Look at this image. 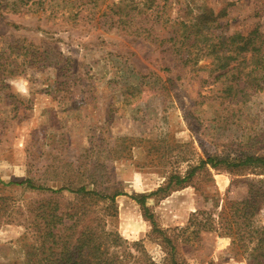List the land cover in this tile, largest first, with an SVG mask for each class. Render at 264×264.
<instances>
[{
	"label": "rangeland",
	"instance_id": "obj_1",
	"mask_svg": "<svg viewBox=\"0 0 264 264\" xmlns=\"http://www.w3.org/2000/svg\"><path fill=\"white\" fill-rule=\"evenodd\" d=\"M256 22L264 25V0H0V264L27 259L37 211L73 201L133 252L144 240L160 264L148 215L171 235L232 180L264 181L262 168L206 163L183 186L164 188L207 154L264 156V92L251 91L231 114L218 91L229 88L231 73L212 80V56L196 71L174 49L199 32ZM245 186L232 194L243 196ZM145 194L146 214L133 198ZM256 219L264 224V206ZM176 245L186 264H247L213 231Z\"/></svg>",
	"mask_w": 264,
	"mask_h": 264
},
{
	"label": "trees",
	"instance_id": "obj_2",
	"mask_svg": "<svg viewBox=\"0 0 264 264\" xmlns=\"http://www.w3.org/2000/svg\"><path fill=\"white\" fill-rule=\"evenodd\" d=\"M263 26L262 23L256 22L245 30H234L215 36L211 30L199 32L188 45H184L181 39L176 41L178 44L174 49L181 57V66L190 65L197 71L201 69L198 66L200 58L212 56L208 69L212 80L231 73L234 81L229 88L221 86L218 89L219 97L227 98L226 107L233 103L231 114L240 112L249 94L264 92ZM206 39L210 40L207 45L197 44L198 41ZM191 47L194 48L192 59L189 58L192 53ZM239 80L242 81V86ZM197 95L202 98L208 96L201 95L198 91ZM135 97L141 100L144 98L142 94ZM206 163H210L212 167L224 164L225 167L239 170L250 166L264 169V156L246 155L227 159L207 154L205 159L199 161L198 166L189 168L183 177L179 174L171 175L164 188L172 184L175 187L183 186L184 181ZM25 182L32 185L29 180ZM239 182L246 185L245 192L243 196L236 197L232 194L231 188ZM32 187L55 193L60 190ZM164 188L160 187L156 191ZM76 192L89 193L83 187L78 188ZM152 193L154 192L149 194ZM149 194L133 196L141 204L144 214L148 209L144 200ZM115 195L110 198L113 200ZM66 204L60 207L53 203L41 212L37 211L39 213L37 219L28 222L27 226L32 231L34 239L27 247V259L22 264H157L147 252L144 240L133 243L137 251L135 253L128 248L130 243L127 240H120L119 236L100 230L92 223L93 218L86 219L87 208L81 201ZM261 206H264V181L254 182L246 178H236L232 180L231 187L227 188L222 198H214L211 207L191 212L183 227H174L172 230L176 233L167 234L166 230L158 227L152 216L148 215L152 224L151 235L158 239L162 249L160 264H186L176 258V242L187 244L204 231H213L219 236L230 238L233 254L244 256L247 264H264V224L259 225L256 219ZM65 218L70 221L65 222Z\"/></svg>",
	"mask_w": 264,
	"mask_h": 264
}]
</instances>
